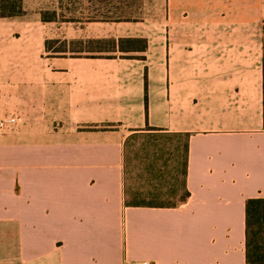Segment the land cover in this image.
<instances>
[{
    "label": "crops",
    "instance_id": "crops-1",
    "mask_svg": "<svg viewBox=\"0 0 264 264\" xmlns=\"http://www.w3.org/2000/svg\"><path fill=\"white\" fill-rule=\"evenodd\" d=\"M155 10L75 17L64 40L40 13L0 16V123L18 120L0 128V264H247L246 204L264 199V0ZM120 39L147 50H46Z\"/></svg>",
    "mask_w": 264,
    "mask_h": 264
},
{
    "label": "trees",
    "instance_id": "trees-1",
    "mask_svg": "<svg viewBox=\"0 0 264 264\" xmlns=\"http://www.w3.org/2000/svg\"><path fill=\"white\" fill-rule=\"evenodd\" d=\"M22 0H0V16L2 18H15L25 15V11L21 6ZM99 4H111L112 0H97ZM61 7V5H60ZM42 20L44 22H56L60 18H64L63 15H59L58 11H55L51 16H46L42 13ZM61 16V17H59ZM93 21L101 22H131L129 19L116 18L111 16H99L89 18ZM62 20V19H61ZM65 21V20H64ZM264 34V28H263ZM75 43L62 42L60 40H48L46 42L47 52H52L53 55H62L68 53V50L72 49ZM80 47L86 45L91 46L89 50L84 49L80 52L86 53H132L139 52L144 53L147 50V41L145 39H120L116 40H100L90 41L85 43H78ZM104 46V47H103ZM69 48V49H68ZM263 77H264V64H263ZM264 89V85H263ZM188 197L186 192L182 201H185ZM126 204L129 206H148V207H171L170 203L158 202V201H139L136 197L133 200H126ZM175 205V204H174ZM246 262L247 264H264V199L249 200L246 204Z\"/></svg>",
    "mask_w": 264,
    "mask_h": 264
},
{
    "label": "rangeland",
    "instance_id": "rangeland-1",
    "mask_svg": "<svg viewBox=\"0 0 264 264\" xmlns=\"http://www.w3.org/2000/svg\"><path fill=\"white\" fill-rule=\"evenodd\" d=\"M61 4L63 8L60 7ZM21 6L25 14L26 12L31 13V15L45 13L48 17L58 9L59 15H63L64 18H66H60V20L56 22L57 24L54 25V29L57 32L56 38L60 40H64L67 34L66 29L76 26L71 24L75 17L79 19L82 17V23L84 22L85 26H88L91 22H101L89 19L96 16H99V18H101V16L125 18L129 19L132 23H143L147 20L156 18L155 0H112L111 4L106 5L99 4L97 0H22ZM90 47L89 45L85 47L75 45L72 49L81 50L82 48L89 50ZM108 55L115 56L120 55V53H109ZM132 158L131 165L134 164V162H138L137 160L139 158L136 151L135 155H132Z\"/></svg>",
    "mask_w": 264,
    "mask_h": 264
},
{
    "label": "built area",
    "instance_id": "built-area-1",
    "mask_svg": "<svg viewBox=\"0 0 264 264\" xmlns=\"http://www.w3.org/2000/svg\"><path fill=\"white\" fill-rule=\"evenodd\" d=\"M17 121L18 120L16 118H9L7 120H3L0 123V128L3 129V128H6L9 125L16 124ZM143 264H148V263H143Z\"/></svg>",
    "mask_w": 264,
    "mask_h": 264
}]
</instances>
